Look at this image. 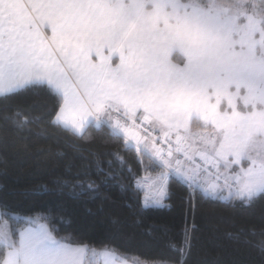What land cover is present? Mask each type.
Listing matches in <instances>:
<instances>
[{
	"label": "snow or ice",
	"instance_id": "1",
	"mask_svg": "<svg viewBox=\"0 0 264 264\" xmlns=\"http://www.w3.org/2000/svg\"><path fill=\"white\" fill-rule=\"evenodd\" d=\"M37 89L55 100L54 125L106 130L133 153L114 155L142 208L167 207L176 182L264 200V0H0V98ZM55 221L0 205V264H165L58 238Z\"/></svg>",
	"mask_w": 264,
	"mask_h": 264
},
{
	"label": "trees",
	"instance_id": "2",
	"mask_svg": "<svg viewBox=\"0 0 264 264\" xmlns=\"http://www.w3.org/2000/svg\"><path fill=\"white\" fill-rule=\"evenodd\" d=\"M54 104L39 89L0 98V205L24 215L51 210L58 238L98 248L110 243L165 264H264V200L241 207L176 182L167 207L142 208L121 187L127 172L114 155L134 163L133 153L106 130L89 128L81 139L60 129L52 123ZM18 110L28 123L18 125ZM110 160L112 179L106 178ZM87 178L96 191L72 187Z\"/></svg>",
	"mask_w": 264,
	"mask_h": 264
},
{
	"label": "crops",
	"instance_id": "3",
	"mask_svg": "<svg viewBox=\"0 0 264 264\" xmlns=\"http://www.w3.org/2000/svg\"><path fill=\"white\" fill-rule=\"evenodd\" d=\"M113 62H114V64L115 63H118L119 61H118V59H116L115 57L113 58Z\"/></svg>",
	"mask_w": 264,
	"mask_h": 264
}]
</instances>
